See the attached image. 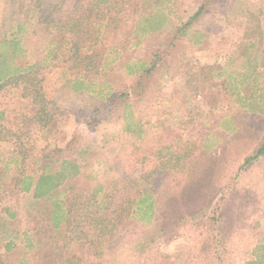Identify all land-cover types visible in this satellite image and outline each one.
Wrapping results in <instances>:
<instances>
[{
    "label": "rangeland",
    "instance_id": "rangeland-1",
    "mask_svg": "<svg viewBox=\"0 0 264 264\" xmlns=\"http://www.w3.org/2000/svg\"><path fill=\"white\" fill-rule=\"evenodd\" d=\"M157 1H137L136 7L145 9V17L153 15L148 20H160L158 28L150 32L149 21L140 18L134 33L124 36L118 47L98 44L94 51L84 52L98 53L95 63L102 72L92 71L94 85L87 91L75 88L80 79L67 69L71 60L60 59L51 66L43 60L50 37L40 23L41 11L47 16L62 14L71 11L75 1L0 0V39L14 37L21 53L18 60L39 63L35 93L17 83L0 96L9 130L0 140V167L16 158L20 140L27 152L20 167L0 179L2 263L19 264L34 252L33 228L39 227L49 206L45 198L33 199L13 189L14 177L36 176L45 164L57 171L63 159L74 161L79 177L51 197L64 192L78 202L84 185L103 183L119 169L133 172L128 164L144 166L150 160L147 151L159 148H164L163 161L172 150L178 155L189 151L178 161L186 168L184 176L170 181L154 172L150 220L141 219L149 215L143 206L136 209L126 235L115 236L110 246L104 243L101 259L86 256L88 261L221 264V257L223 264H245L263 252L264 152L254 155L264 141V0ZM149 67L146 75L142 69ZM108 86L115 94L130 93L127 106L120 101L110 104L97 94L98 89L107 92ZM205 203L206 217L213 214L211 209L221 216L215 223L189 217L190 209ZM215 225L220 229L213 230ZM156 226L161 228L158 244L138 259L142 251L137 242Z\"/></svg>",
    "mask_w": 264,
    "mask_h": 264
},
{
    "label": "trees",
    "instance_id": "trees-1",
    "mask_svg": "<svg viewBox=\"0 0 264 264\" xmlns=\"http://www.w3.org/2000/svg\"><path fill=\"white\" fill-rule=\"evenodd\" d=\"M74 1L75 7L71 11L65 10L62 14L58 12L52 15L50 12L49 16H47L43 10L41 11L40 23L44 24L42 27L50 37L47 41L43 60L48 62L50 66L60 59L64 62L71 60L72 64L67 69L73 77L80 79L78 84H74L75 88L89 91L94 85L91 78L92 71L95 70V73L99 75H102V72L99 71L100 66L98 63H95L99 61L98 53L84 52L89 49L94 51L98 44L102 48L108 45L118 47L123 43L124 36L134 33L140 18L148 20V17L151 18L150 16L153 17V15L145 17L143 15L145 9H142V11L137 9V1L143 2V0ZM162 1L159 0L157 2L161 3ZM206 4L207 2L201 4L199 10L189 20L190 22L193 21L194 17L199 14ZM155 18L157 20V17L153 19ZM150 20H148V25L150 26V32H152L160 26V20L156 21V23ZM176 30L178 31L179 29L177 28ZM110 38L114 39V41H110ZM18 44V40L14 37L0 39V96L6 92L7 86L17 83H22L23 88L27 90L26 92H36L32 88L38 83L36 73L37 69H39V63L29 64L19 61L17 57L21 53H18ZM162 63L167 64L165 59ZM140 66L145 65L140 63ZM78 67L81 70L74 73L73 69ZM151 68L142 69L143 73L146 75L150 74ZM101 84L102 81L98 83V86ZM107 88L109 90L104 94L101 91L102 89H98L96 92L101 98H106L110 104L120 101L121 105L127 106L130 93L122 90L115 94L110 90V86ZM0 106L3 107H0V140H5L6 133L9 131L5 126L8 115L5 113L6 106ZM126 129L130 130L129 124L126 125ZM16 145V158L11 157L3 166V169L2 166L0 167V179L5 175V172L11 170L14 166L20 167L25 156H27V152L23 149V145L25 146L26 143L20 140ZM173 145L175 144L172 143L171 146ZM170 152L171 155L167 156L166 160L163 161L161 159L164 155V148H159L153 153L147 151L150 160L146 159L144 166H139L137 163L127 165L129 170H134L133 172H124L119 169L115 171V175L107 178L103 183L94 181L93 184L84 185L78 202H74L64 192L59 193V198L51 197L58 188L64 187L79 177L81 172L74 161L63 159L57 171H50L48 165L45 164L41 172L36 176L33 174L23 176L20 173L21 177H14L13 189L30 193L33 199L45 198V200L49 201L48 209L41 216V224L39 227L33 228L32 246L34 252L22 258L19 264H28L27 259L31 260L32 264H80L85 261L91 264H100V260L88 261L87 258L101 259L104 251L102 245L104 243L109 245L115 236L123 237L126 235V230H128L126 229L127 223L136 212V209L139 211L143 206V211L149 212L148 216L141 217L142 220L147 219L148 221L150 216L154 214V202L150 193L153 173H162V175L169 177L170 181L176 180L178 176H184L185 171L183 169L186 168L182 162L179 163L178 161L183 156L188 155L189 151L183 149L180 155L176 153V150ZM263 152L264 141L259 145L254 157ZM157 159L158 162L156 164L155 160ZM9 164L12 165L9 166ZM149 167H153V169L150 170ZM124 174L126 175L125 177H123ZM180 181L181 179L178 180V182ZM2 187L3 183L0 181V189ZM205 204L207 206L204 205L197 209L199 211L194 208L190 209V212H188L189 217H206L205 212L209 204ZM213 210L211 209L213 214L209 216L207 214L206 218L207 220L213 219V223H215L221 216H215ZM205 224V222H202V226ZM155 228L143 234V238L145 237L144 241L137 242L140 246L139 251L143 252L138 253V259L146 251H149L150 247L158 244L161 228L157 226ZM214 229H220V226L215 225ZM205 231L212 233V241L217 238L206 225ZM260 248L264 249V246ZM262 251L261 254L256 253V256L245 264H264V250ZM219 259L221 264H223L224 260L221 257ZM138 262L140 261L138 260ZM0 264L4 263L0 261Z\"/></svg>",
    "mask_w": 264,
    "mask_h": 264
}]
</instances>
